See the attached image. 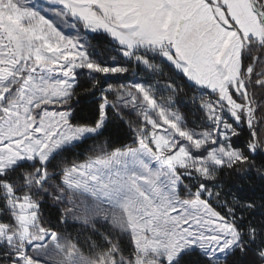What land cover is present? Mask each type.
I'll return each mask as SVG.
<instances>
[{
    "label": "snow or ice",
    "instance_id": "snow-or-ice-1",
    "mask_svg": "<svg viewBox=\"0 0 264 264\" xmlns=\"http://www.w3.org/2000/svg\"><path fill=\"white\" fill-rule=\"evenodd\" d=\"M0 264H264V0H0Z\"/></svg>",
    "mask_w": 264,
    "mask_h": 264
}]
</instances>
